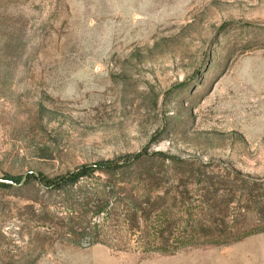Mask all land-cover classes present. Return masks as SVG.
Wrapping results in <instances>:
<instances>
[{"label":"rangeland","instance_id":"rangeland-1","mask_svg":"<svg viewBox=\"0 0 264 264\" xmlns=\"http://www.w3.org/2000/svg\"><path fill=\"white\" fill-rule=\"evenodd\" d=\"M137 152L234 178L212 200L264 224V0H0V178L20 179L0 186V264H264V232L148 255L106 223L94 244L27 180Z\"/></svg>","mask_w":264,"mask_h":264},{"label":"trees","instance_id":"trees-1","mask_svg":"<svg viewBox=\"0 0 264 264\" xmlns=\"http://www.w3.org/2000/svg\"><path fill=\"white\" fill-rule=\"evenodd\" d=\"M191 165V161H179L162 153L149 156L137 152L117 160L83 164L56 177L28 174L27 180L36 179L65 196L68 220L82 223L81 235L91 236L94 244H106L100 240L106 223L113 224L114 242L109 243L112 247L129 249L125 245L132 241L148 255L168 256L189 248L222 247L264 232L260 222L236 223L229 203L212 200L210 187L231 190L234 178L227 177L224 184L213 173L191 170ZM196 180L209 183L199 194L205 196L204 206L194 204L198 196L189 186ZM122 235H126L127 242L121 239Z\"/></svg>","mask_w":264,"mask_h":264},{"label":"water","instance_id":"water-1","mask_svg":"<svg viewBox=\"0 0 264 264\" xmlns=\"http://www.w3.org/2000/svg\"><path fill=\"white\" fill-rule=\"evenodd\" d=\"M0 183L14 184L12 181L0 178Z\"/></svg>","mask_w":264,"mask_h":264},{"label":"crops","instance_id":"crops-1","mask_svg":"<svg viewBox=\"0 0 264 264\" xmlns=\"http://www.w3.org/2000/svg\"><path fill=\"white\" fill-rule=\"evenodd\" d=\"M233 247H234V249H236V248L240 247V245H235V246H233Z\"/></svg>","mask_w":264,"mask_h":264}]
</instances>
